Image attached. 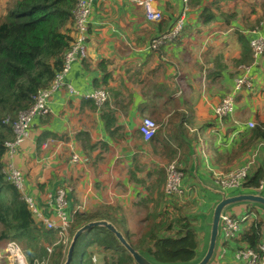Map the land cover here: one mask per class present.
I'll return each instance as SVG.
<instances>
[{
	"label": "crops",
	"instance_id": "0c3cea01",
	"mask_svg": "<svg viewBox=\"0 0 264 264\" xmlns=\"http://www.w3.org/2000/svg\"><path fill=\"white\" fill-rule=\"evenodd\" d=\"M156 6L163 13L160 21L148 20L131 0L93 1L88 54L74 61L66 75L79 93L67 87L54 92L50 113L34 118L29 137L2 162L23 172V195L34 199L44 217H55L57 191L63 188L71 218L106 213L103 219L123 233L128 229L135 243L148 223L158 227L172 221V229L158 234L179 236L189 221L198 228V254H203L201 239L210 238L213 211L221 200L214 171L242 167L254 154L251 175L264 164V140L253 138L264 122V54L254 61L250 43L264 36V0H190L181 36L154 51L150 40L173 25L183 1L157 0ZM5 14L2 10L0 17ZM243 65H251L252 85L235 94L233 113L219 118L215 107L234 92ZM97 89L108 93L103 106L86 97ZM145 116L159 124L149 141L140 132ZM74 153L80 160H73ZM175 158L184 165L186 193L170 197L164 193L165 166ZM254 186L226 193H259ZM226 212L242 220L241 231L221 258L219 240L210 264H243L234 254L249 246L243 236L251 226L262 223L264 242V206L241 203ZM90 250L97 257L94 264H105L109 252ZM85 259L78 256L75 264H86Z\"/></svg>",
	"mask_w": 264,
	"mask_h": 264
},
{
	"label": "trees",
	"instance_id": "16d2710c",
	"mask_svg": "<svg viewBox=\"0 0 264 264\" xmlns=\"http://www.w3.org/2000/svg\"><path fill=\"white\" fill-rule=\"evenodd\" d=\"M75 3L76 0H10L6 14L0 17V250L8 242L17 241L29 264H63L68 248L57 243L56 230L47 229L34 219L21 191L6 180L2 159L6 152L5 141L14 139V132L3 119L7 116L15 118L20 110L28 108L35 93L48 86L56 72L63 68L64 54L74 40ZM243 45L245 48V41ZM111 122L113 119L107 120L108 125ZM253 134V138L264 140V122L257 125ZM263 174L264 164L254 176L250 174L244 185L252 184L256 188ZM104 214L77 213L71 238L78 228L103 219ZM261 225L251 226L243 236V240L256 249L261 244ZM146 227L137 243L131 241L128 229L124 235L154 264H195L201 258L197 229L189 221L183 223L184 234L179 236L158 234L162 229H172V221L163 220L158 227L148 223ZM48 246H53L52 253ZM92 247L110 253L104 257L105 264H136L116 235L105 227H95L78 238L71 264H75L78 256L83 260L86 258V264L96 263L97 257L94 261L90 250Z\"/></svg>",
	"mask_w": 264,
	"mask_h": 264
},
{
	"label": "built area",
	"instance_id": "2783aa9c",
	"mask_svg": "<svg viewBox=\"0 0 264 264\" xmlns=\"http://www.w3.org/2000/svg\"><path fill=\"white\" fill-rule=\"evenodd\" d=\"M94 0H77L73 10L74 18V40L70 47L64 54V65L61 70L56 72L52 82L43 88H40L33 96L32 104L18 112L15 118L8 116L4 119V124L10 125L14 132V139L5 142L7 151V158H12L16 154L22 143L29 137L33 120L36 116H45L50 113V102L54 92L61 90L65 87L71 93L78 94L71 84L66 82V75L70 70L71 64L74 61L80 60L87 56L88 53V31L90 16L92 12V3ZM137 6L144 9L146 17L150 21H160L163 18L162 11L156 6L157 0H131ZM183 9L180 16L177 17L173 25L168 31L156 36L152 39L150 46L159 48L162 45L175 41L184 29L186 21V13L190 8V0H182ZM251 48L254 61L264 54V36L251 38ZM251 65L241 66L242 75L236 78L234 92L226 95L223 100L215 107L216 116L224 118L233 113L235 109V94L243 89V87H250L252 79L248 76V70ZM95 100L98 106H103L108 100V93L105 89H97L92 93L86 95ZM251 122V127H254ZM159 128L158 123L149 116H145L140 123V132L145 140L152 139ZM47 142L46 145H49ZM254 156L242 167L232 169L228 172L214 171V181L223 190H233L243 187L246 180L250 177L252 166L254 164ZM73 160H80V155L73 154ZM184 165L178 159L170 161L166 169V184L164 191L170 197L184 196L186 190L183 188V178L185 172ZM3 173L7 181L13 183L21 191L23 195L24 175L23 172L17 168L13 163H8L3 167ZM256 191L264 194V178L260 180ZM27 204L32 212V215L39 220H43L47 229H54L58 233L57 243H63L66 246L70 243V230L73 225L74 219L71 218L67 212V197L66 191L60 188L57 191L54 208V218L49 219L43 216L42 210L36 205L34 199L29 196L23 195ZM248 216H244L245 220ZM39 222L38 220H36ZM241 221L239 218L233 217L230 213H225L222 216L220 243L221 249L219 250L218 257H224L226 254L227 243L235 238L241 231ZM6 255L9 260L15 264H29L26 255L17 241L8 242L5 247ZM49 253H52L53 246H48ZM1 255V254H0ZM235 259L243 262V264H264V242L259 245L258 249L247 247L244 249L236 250ZM95 259V257H94ZM38 264H46L38 263Z\"/></svg>",
	"mask_w": 264,
	"mask_h": 264
},
{
	"label": "water",
	"instance_id": "95a60500",
	"mask_svg": "<svg viewBox=\"0 0 264 264\" xmlns=\"http://www.w3.org/2000/svg\"><path fill=\"white\" fill-rule=\"evenodd\" d=\"M216 192L221 195V200L216 204L213 211L208 249L203 258L199 259V261L195 264H210L213 261L216 255L218 242L220 240L222 216L226 213L228 207L241 203H253L264 206V195H262L261 193L241 192L234 195H228L226 191L222 189L216 190ZM95 227H105L113 232L118 238L119 242L132 255L136 264H154L149 259H147L140 251L136 250L128 241L124 233L120 231L113 222L107 219L90 221L76 230L68 246L64 264H71L78 238L82 234L91 231Z\"/></svg>",
	"mask_w": 264,
	"mask_h": 264
},
{
	"label": "rangeland",
	"instance_id": "374dc122",
	"mask_svg": "<svg viewBox=\"0 0 264 264\" xmlns=\"http://www.w3.org/2000/svg\"><path fill=\"white\" fill-rule=\"evenodd\" d=\"M9 3H10V0H0V16H1V11L2 10H4L5 11V13L7 12V7H8V5H9ZM151 41L152 40H150V43L148 44V47L150 48V49H152V50H154V51H157L158 50V48H153V47H151L150 46V44H151ZM167 165V164H166ZM214 178V177H213ZM230 191H233V190H230ZM229 213V212H228ZM209 218H210V216H209ZM201 220H202V223H203V225L206 227V228H208V226H207V223H206V220H205V215H203V216H201ZM133 222H134V220H133ZM133 222H131L132 224L130 225V227L133 229L135 226H134V224H133ZM193 228H195V227H193ZM196 229H198L197 227H196ZM197 242H198V246H199V244H200V240H199V232H198V230H197ZM208 234H209V228H208ZM134 237H136V236H134ZM133 237V238H134ZM201 243H202V245H203V248H202V251L204 252L203 254L205 255V253H206V251H207V249H208V244H209V235H207V236H205L203 239H201ZM247 247H249V246H243V247H240L239 249H244V248H247ZM201 248V247H200ZM239 249H237V250H239ZM0 264H15V263H13L11 260H9L8 258H7V255H6V251H5V248L4 249H2V250H0ZM202 253H200L199 255L201 256V258H203V255ZM203 255V256H202ZM200 258V259H201ZM64 262H65V259H64ZM64 264V263H63Z\"/></svg>",
	"mask_w": 264,
	"mask_h": 264
},
{
	"label": "clouds",
	"instance_id": "9594fccd",
	"mask_svg": "<svg viewBox=\"0 0 264 264\" xmlns=\"http://www.w3.org/2000/svg\"><path fill=\"white\" fill-rule=\"evenodd\" d=\"M76 1H77V0H76ZM75 5H76V3H75ZM74 8H75V7H74ZM189 9H190V8H189ZM73 10H74V9H73ZM91 13H92V12H91ZM179 16H180V15H179ZM90 17H91V16H90ZM176 19H177V18H176ZM73 22H74V18H73ZM168 30H169V29H168ZM168 30H167V31H168ZM182 31H183V30H182ZM165 32H166V31H165ZM163 33H164V32H163ZM161 34H162V33H161ZM161 34H160V35H161ZM181 34H182V32H181ZM181 34H180V36H181ZM158 36H159V35H158ZM180 36H179V37H180ZM155 37H156V36H155ZM179 37H178V38H179ZM88 38H89V31H88ZM178 38H177V39H178ZM152 39H153V38H152ZM152 39H151V40H152ZM177 39H176V40H177ZM176 40H175V41H176ZM173 42H174V41H173ZM87 43H88V40H87ZM170 43H171V42H170ZM165 45H166V44H165ZM162 46H164V45H162ZM162 46H160V47H162ZM160 47H159V48H160ZM159 48H158V49H159ZM67 50H68V49H67ZM67 50H66V51H67ZM87 54H88V53H87ZM17 114H18V113H17ZM16 116H17V115H16ZM7 117H8V116H7ZM5 118H6V117H5ZM5 118H4V119H5ZM143 118H144V117H143ZM143 118H142V119H143ZM4 119H3V121H4ZM155 121H156V120H155ZM3 123H4V122H3ZM6 125H7V124H6ZM158 125H159V124H158ZM32 126H33V124H32ZM8 140H12V139H8ZM144 140H145V139H144ZM150 140H151V139H150ZM6 141H7V140H6ZM6 141H5V142H6ZM145 141H149V140H145ZM5 148H6V145H5ZM6 151H7V148H6ZM5 154H6V152H5ZM178 159H179V158H178ZM179 160H180V159H179ZM3 167H4V166H3ZM165 167H166V166H165ZM165 170H166V169H165ZM183 170H184V168H183ZM184 172H185V170H184ZM165 184H166V183H165ZM164 187H165V186H164ZM225 191H226V190H225ZM164 193H165V191H164ZM165 195H166V193H165ZM166 196H167V195H166ZM226 213H227V212H226ZM73 223H74V222H73ZM72 226H73V225H72ZM71 228H72V227H71ZM70 231H71V230H70ZM75 232H76V231H75ZM70 236H71V234H70ZM57 237H58V235H57ZM71 239H72V238H71ZM71 239H70V242H71ZM62 244H63V243H62ZM69 244H70V243H69ZM65 246H66V245H65ZM68 246H69V245H68ZM68 246H67V248H68ZM249 247H251V246H249ZM252 248H253V247H252ZM255 249H256V248H255ZM24 253H25V252H24ZM94 257H95V259H94ZM93 260H94V261L96 260V255L93 256Z\"/></svg>",
	"mask_w": 264,
	"mask_h": 264
}]
</instances>
